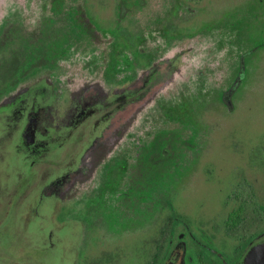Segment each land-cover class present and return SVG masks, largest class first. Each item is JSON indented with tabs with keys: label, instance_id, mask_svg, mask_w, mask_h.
<instances>
[{
	"label": "rangeland",
	"instance_id": "rangeland-1",
	"mask_svg": "<svg viewBox=\"0 0 264 264\" xmlns=\"http://www.w3.org/2000/svg\"><path fill=\"white\" fill-rule=\"evenodd\" d=\"M52 1L0 0V58L10 56L13 47L22 51L25 61L29 52L37 51V63L60 64L79 74L77 93L57 106L59 101L48 94L50 84L41 80L48 70L34 69L0 99V148L10 130L7 146L21 162L18 145L24 149L45 135L50 140L66 135L75 125L67 123L75 107L83 112L102 107L111 112L97 123L99 136L103 132L97 148L109 162H104L102 178L95 182L97 199H107L120 188L131 160L144 145L173 132L178 143L196 144L186 155L182 152L188 161L176 167L173 182L169 177L162 183L170 186L166 189L173 196L164 203H172L178 219L195 228L217 229L229 213L243 207L245 225L264 229V0H60L59 5ZM123 6L128 11L120 14ZM51 9L59 14L53 15ZM33 27L40 31L28 44ZM8 34L12 41L7 42ZM39 42H51L48 51ZM83 76L93 85L81 96ZM123 150L125 159L118 161ZM17 157L5 158L10 162L9 167L4 162L5 170L0 161V177L24 169ZM90 157L87 150L79 162L93 174L97 166H87ZM47 159L34 164L37 181L68 168L66 160L57 167ZM33 199V205L26 204L18 213L20 226L30 222L29 237L36 239L55 226L60 240L51 255L35 259L41 264L75 260L129 264L152 252L151 239L157 231L164 237L169 221V209H161L122 234L117 216H105L104 226L87 207L64 211L54 201H47L41 218L35 219L38 199ZM92 220L95 228L88 225ZM4 221L8 227L0 230L4 239L0 248L15 257L14 215Z\"/></svg>",
	"mask_w": 264,
	"mask_h": 264
},
{
	"label": "flooded vegetation",
	"instance_id": "flooded-vegetation-1",
	"mask_svg": "<svg viewBox=\"0 0 264 264\" xmlns=\"http://www.w3.org/2000/svg\"><path fill=\"white\" fill-rule=\"evenodd\" d=\"M60 2V0H54L51 4L59 5ZM125 9L128 11L125 6L119 8V13L122 14V10L125 12ZM52 11L53 15L59 14L56 13L58 10ZM67 16L71 17L69 14ZM39 31L40 29L36 30L33 27L29 32L32 35L27 36L28 41L27 39L25 41L32 44L33 37ZM7 37V42H9L11 37L9 34ZM3 43L6 45L5 41ZM39 43L41 47L48 51L47 47L51 42ZM35 49L39 48L36 47ZM8 52L10 56L0 58V99L8 95L26 76L31 75L34 69L38 68L48 70L44 74V78L41 76V80H46L50 84L48 94L59 101L57 106L63 103L62 101H65L67 97L71 100L77 93L75 92L76 82H80L81 78L76 72H67L61 68L60 64H53L54 66L51 67V64L45 61L37 63L39 54L37 51L29 52L27 61L20 55L22 52L20 49H14L13 47V50ZM35 57H37L35 62H31L30 59ZM71 74L74 76L72 77ZM82 79L85 83L80 87L81 96L89 94L88 91L93 85V82H89L90 78L88 76H83ZM110 112L111 110L106 113L105 109L96 106L93 110L89 109L86 112L75 107L73 112H69L72 114L68 116L69 121L67 122L75 125L69 128L70 130L65 133L66 135L51 140L50 137L45 135V138H42L40 142H34V145L24 149L21 148V145H18L23 152L22 155L20 154L23 156V161L21 160L23 165L20 162L21 157L15 152H10V148L7 146L6 140L12 133L7 130L8 136L3 137L5 141L2 142L5 147L0 148V161H3V168L5 170L6 157L10 161L13 156H18L17 160L24 169H13L12 173L9 171V173L0 177V230L2 229V232L7 230L8 222L4 220L14 215L15 228L11 246L16 255L15 257L9 256L4 249L0 248V250H4V253H0L3 256L0 264H41L35 259L51 255L52 251L57 249V243L60 240L56 237L55 226L48 229L46 236L43 233L40 239H36L29 237L30 222L25 221L22 228L17 221L18 213L26 204L31 205L32 201L36 200L33 199L34 197L38 199L36 207L33 209L35 219L37 217L41 218L39 213H43L41 209L47 201L50 203L54 201L64 211L78 206L87 207L89 212L93 213L95 219L99 217L103 220L105 216H111L112 218L113 215L117 216L116 223L122 227V234L127 233L125 230L128 228L135 227L138 224L142 225V220L147 219L149 214L157 215L161 209H169V221L164 229L165 231L163 230L165 236L160 237L161 232L157 231V236L151 239L152 252L145 253L142 259L129 264H264V229L257 230L255 227L245 225L242 219L243 216H241L244 210L243 207H238L237 210L229 213L225 221L219 225V228L209 227L208 231L207 225L195 228L191 223L182 222L178 219L172 203L169 205L164 203L165 200L171 199L173 196L168 194L170 186L165 187L162 183L169 177V181L173 182V173L177 171L176 167L188 161L186 156L181 157L182 152L185 154L187 151H192L193 146L196 145L190 141L178 143L180 140L173 132L169 136L159 135V139L157 138L155 142L148 146L144 145L145 148L131 160L128 171H126L127 174L124 177L122 176L124 179L120 188L113 195H106L107 199L102 196H98L99 199H97L96 192L98 190L96 188L99 187V184H95V182L102 178L100 175L102 174L103 165H106L104 162H109V159L103 157V150L97 148L99 147L97 144H100L98 143L100 141L99 137L101 138L103 134L102 132L99 136L100 132L97 131L99 124L97 125V123ZM16 128H18V125ZM178 131L184 132L183 130ZM189 131L191 133V130ZM189 131L187 130L186 134ZM55 140L57 142H54ZM87 143L89 147H85ZM177 143L180 147H177ZM87 150H89V157L91 156L87 166H97L93 174L88 173V170L86 172L80 166V157L83 159ZM10 153L12 154L10 155ZM125 153L126 150L124 153L120 152L119 158L121 159L117 160L122 161V159H125V157L122 158ZM45 157L48 158L50 166L60 167V163L66 160L68 162L65 167L68 168L64 171L60 168V174L52 173L53 175L49 174L47 177L42 176L37 181L33 167L35 162H39L40 159ZM71 158H73L72 161H70ZM7 160L5 163L9 167L10 162ZM96 162L102 163L97 164ZM96 169L98 170L96 171ZM15 171L18 173H15ZM145 178H151L152 185ZM168 184L170 183L168 182ZM50 203L47 206L48 208L51 207ZM146 203L151 204L147 206ZM113 221H109V223L112 224ZM103 222L104 226L107 225V221L103 220ZM52 224L54 225V223ZM96 224V221L93 220L88 223L92 228H95ZM212 230H216V232H212ZM118 238H121V236ZM3 240V237H0V246L3 244ZM143 241L146 240L143 239ZM73 264L81 263L75 260ZM87 264L112 263L94 261Z\"/></svg>",
	"mask_w": 264,
	"mask_h": 264
}]
</instances>
